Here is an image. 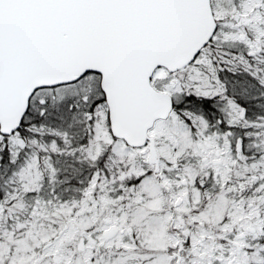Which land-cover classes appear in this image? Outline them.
Returning a JSON list of instances; mask_svg holds the SVG:
<instances>
[{
  "label": "snow or ice",
  "instance_id": "obj_1",
  "mask_svg": "<svg viewBox=\"0 0 264 264\" xmlns=\"http://www.w3.org/2000/svg\"><path fill=\"white\" fill-rule=\"evenodd\" d=\"M0 264H264V0H0Z\"/></svg>",
  "mask_w": 264,
  "mask_h": 264
}]
</instances>
